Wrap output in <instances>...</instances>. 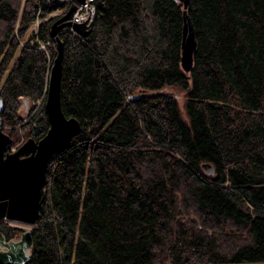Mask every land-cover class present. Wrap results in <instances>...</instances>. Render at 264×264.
<instances>
[{
    "label": "trees",
    "instance_id": "1",
    "mask_svg": "<svg viewBox=\"0 0 264 264\" xmlns=\"http://www.w3.org/2000/svg\"><path fill=\"white\" fill-rule=\"evenodd\" d=\"M68 5L0 0V115L13 146L49 125L50 26ZM93 6L88 34L59 31L61 108L81 129L49 158L25 264H264V0H189V70L181 2ZM166 87L183 91L182 107ZM0 230L22 227L0 219Z\"/></svg>",
    "mask_w": 264,
    "mask_h": 264
},
{
    "label": "water",
    "instance_id": "2",
    "mask_svg": "<svg viewBox=\"0 0 264 264\" xmlns=\"http://www.w3.org/2000/svg\"><path fill=\"white\" fill-rule=\"evenodd\" d=\"M86 0H72L67 9L50 26V34L55 43L47 78V88L43 101L49 125L38 139L27 136L17 146L12 145V136L3 128L0 115V219L15 220L34 224L40 215L47 184V167L50 156L66 147L81 123L73 115L67 116L61 108L60 86L62 75L63 41L59 31L72 27L77 33L86 35L92 29V21L76 22L71 14L78 4ZM93 3V0H88ZM181 2L180 63L189 70L193 62V52L197 45L194 24L187 12L189 0ZM3 98L0 94V113ZM207 172L213 167L202 163ZM32 237L30 228H23L18 236L6 238L0 230V263L25 264L30 257Z\"/></svg>",
    "mask_w": 264,
    "mask_h": 264
},
{
    "label": "built area",
    "instance_id": "3",
    "mask_svg": "<svg viewBox=\"0 0 264 264\" xmlns=\"http://www.w3.org/2000/svg\"><path fill=\"white\" fill-rule=\"evenodd\" d=\"M62 1H67L70 2L72 0H62ZM56 11V10H55ZM94 16V6L93 3H90L88 0H86L84 3L78 4L76 6V9L74 10V12L71 14V20L72 21H76V22H89L92 21ZM38 24H39V17L37 16L33 22V30L37 31L38 29ZM70 31H74L72 29V27H67ZM37 44L40 47H45V44H47L46 42H42L40 41L37 36L33 37V39L31 40L30 44ZM21 98H23V100H25V98L23 96H21Z\"/></svg>",
    "mask_w": 264,
    "mask_h": 264
},
{
    "label": "rangeland",
    "instance_id": "4",
    "mask_svg": "<svg viewBox=\"0 0 264 264\" xmlns=\"http://www.w3.org/2000/svg\"><path fill=\"white\" fill-rule=\"evenodd\" d=\"M60 10H56V11H53L50 15H55L57 13H59ZM43 19L39 17V22H41ZM34 22V21H33ZM32 27H33V23H32ZM31 29V27H30ZM33 29V28H32ZM33 39V37H25L23 38L21 41H29L31 42V40ZM167 91H170L172 93H174L178 100H179V104L180 106L182 107L183 106V99H184V96H183V91L178 89V88H175V87H166L165 88ZM25 98V100H23V98H21V96L19 97V100H20V111L22 113V117L24 120H26L30 114L29 112V101L27 99L26 96H23ZM40 102V100L37 101L36 104H38ZM10 223L12 224H15V225H18L20 227L23 228H30L33 224H28V223H25V222H20V221H15V220H8Z\"/></svg>",
    "mask_w": 264,
    "mask_h": 264
},
{
    "label": "bare ground",
    "instance_id": "5",
    "mask_svg": "<svg viewBox=\"0 0 264 264\" xmlns=\"http://www.w3.org/2000/svg\"><path fill=\"white\" fill-rule=\"evenodd\" d=\"M52 16V15H51Z\"/></svg>",
    "mask_w": 264,
    "mask_h": 264
}]
</instances>
